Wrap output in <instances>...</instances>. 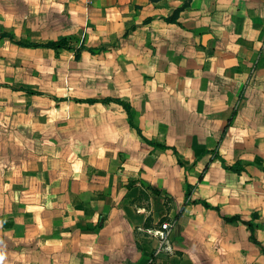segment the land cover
I'll return each mask as SVG.
<instances>
[{
  "label": "crops",
  "instance_id": "0c3cea01",
  "mask_svg": "<svg viewBox=\"0 0 264 264\" xmlns=\"http://www.w3.org/2000/svg\"><path fill=\"white\" fill-rule=\"evenodd\" d=\"M169 218L164 264H264V0H0V264H143Z\"/></svg>",
  "mask_w": 264,
  "mask_h": 264
},
{
  "label": "built area",
  "instance_id": "2783aa9c",
  "mask_svg": "<svg viewBox=\"0 0 264 264\" xmlns=\"http://www.w3.org/2000/svg\"><path fill=\"white\" fill-rule=\"evenodd\" d=\"M91 3L93 0H83ZM177 224L175 218L162 221L157 229L149 230L156 239V243L143 264H164V254L172 252L171 240Z\"/></svg>",
  "mask_w": 264,
  "mask_h": 264
},
{
  "label": "trees",
  "instance_id": "16d2710c",
  "mask_svg": "<svg viewBox=\"0 0 264 264\" xmlns=\"http://www.w3.org/2000/svg\"><path fill=\"white\" fill-rule=\"evenodd\" d=\"M179 11H180V10H177V11L175 12L173 20L176 19V17H177L178 14H179ZM59 44H61V43H47V44H45V45H46V46H59Z\"/></svg>",
  "mask_w": 264,
  "mask_h": 264
}]
</instances>
